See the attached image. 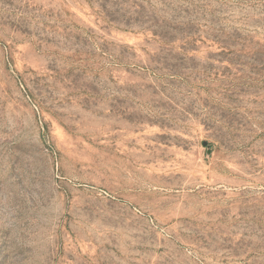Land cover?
<instances>
[{
	"label": "rangeland",
	"instance_id": "obj_1",
	"mask_svg": "<svg viewBox=\"0 0 264 264\" xmlns=\"http://www.w3.org/2000/svg\"><path fill=\"white\" fill-rule=\"evenodd\" d=\"M0 264H264V0H0Z\"/></svg>",
	"mask_w": 264,
	"mask_h": 264
}]
</instances>
